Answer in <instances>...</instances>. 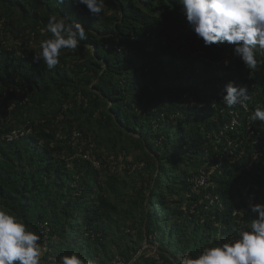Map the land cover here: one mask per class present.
Wrapping results in <instances>:
<instances>
[{
    "label": "trees",
    "instance_id": "trees-1",
    "mask_svg": "<svg viewBox=\"0 0 264 264\" xmlns=\"http://www.w3.org/2000/svg\"><path fill=\"white\" fill-rule=\"evenodd\" d=\"M51 15L88 39L47 69L33 55ZM229 81L247 87L246 107L223 103ZM256 106L264 66L250 73L227 42L205 47L177 0H105L98 17L75 0H0V210L40 235L42 260L128 264L146 241L131 264H178L234 237L252 219L244 189L264 203ZM216 163L193 193L190 178Z\"/></svg>",
    "mask_w": 264,
    "mask_h": 264
},
{
    "label": "clouds",
    "instance_id": "clouds-1",
    "mask_svg": "<svg viewBox=\"0 0 264 264\" xmlns=\"http://www.w3.org/2000/svg\"><path fill=\"white\" fill-rule=\"evenodd\" d=\"M63 3L64 0H57ZM98 17L105 8V0H75ZM184 8L191 31L205 47L227 42L234 46L250 73L264 66V0H177ZM46 31L50 38L40 42V51L33 62H43L47 69L60 63L61 49L75 50L88 32L80 22L65 17H48ZM259 57V59H258ZM225 66L229 61H224ZM246 86L229 81L224 86L223 103L232 108L246 107L251 101ZM248 119L264 121V108L256 106ZM252 219L246 228L235 229V236L219 244L202 249L198 255L185 254L178 264H264V203L250 206ZM41 237L7 211L0 210V264H42ZM59 264H84L77 254L63 255Z\"/></svg>",
    "mask_w": 264,
    "mask_h": 264
},
{
    "label": "built area",
    "instance_id": "built-area-1",
    "mask_svg": "<svg viewBox=\"0 0 264 264\" xmlns=\"http://www.w3.org/2000/svg\"><path fill=\"white\" fill-rule=\"evenodd\" d=\"M236 124V120L233 118L232 121H231V124L230 126H234ZM228 127L225 126V128ZM17 136V132L14 131L10 134H8V139H12L13 137ZM227 144L229 146H232L231 148H228L229 149V154L230 155H233L234 151L237 149V143H235L233 140L229 139L227 141ZM90 151L91 150H88L86 153L83 154V156L88 159V160H91L92 161V158L90 156ZM258 155V152H255L253 154V158H256ZM94 164L96 166H99L100 162L99 160H95L93 161ZM219 166H220V163H216V164H212L210 165L208 168H201L199 170L198 173L194 174L191 178H190V183H191V191L193 193H199L202 189H206L207 186H208V180H209V177L217 170L219 169ZM205 198H209L210 199V203H219V209H222L223 208V204L219 198V196H214V197H211L210 196V193H205ZM242 196H243V199L245 200V202L247 203L248 206H250L251 204H254V203H261L259 202L258 198H257V186L256 184H252V185H249L247 188L244 189V191L242 192ZM202 199H199L198 202L201 203ZM196 206V202H194L189 208L187 207H182L183 210L185 212H192L194 210ZM234 215H238V220L239 222H241L242 220V217H243V212L240 211V210H237L235 209L234 212H233ZM48 228H46L47 230ZM46 238V237H45ZM113 264H123V262L120 260V259H116Z\"/></svg>",
    "mask_w": 264,
    "mask_h": 264
},
{
    "label": "water",
    "instance_id": "water-1",
    "mask_svg": "<svg viewBox=\"0 0 264 264\" xmlns=\"http://www.w3.org/2000/svg\"><path fill=\"white\" fill-rule=\"evenodd\" d=\"M144 248L143 247H141V249L139 250V252H138V254L131 260V262L130 263H128V264H131L132 263V261L142 252V250H143ZM42 261H44V262H48V263H52V264H59V263H57V262H54V261H50V260H42Z\"/></svg>",
    "mask_w": 264,
    "mask_h": 264
},
{
    "label": "rangeland",
    "instance_id": "rangeland-1",
    "mask_svg": "<svg viewBox=\"0 0 264 264\" xmlns=\"http://www.w3.org/2000/svg\"><path fill=\"white\" fill-rule=\"evenodd\" d=\"M11 43H14V42L12 41ZM142 247H143V248H145V247H149V244L146 243V241H144Z\"/></svg>",
    "mask_w": 264,
    "mask_h": 264
}]
</instances>
